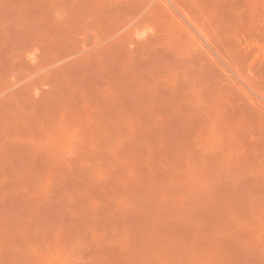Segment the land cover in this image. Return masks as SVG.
Masks as SVG:
<instances>
[{"label":"rangeland","instance_id":"obj_1","mask_svg":"<svg viewBox=\"0 0 264 264\" xmlns=\"http://www.w3.org/2000/svg\"><path fill=\"white\" fill-rule=\"evenodd\" d=\"M0 264H264V0H0Z\"/></svg>","mask_w":264,"mask_h":264}]
</instances>
